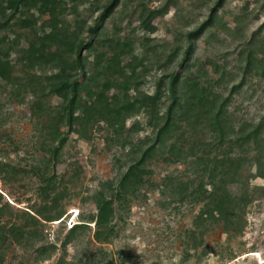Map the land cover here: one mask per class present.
<instances>
[{
  "label": "rangeland",
  "instance_id": "obj_1",
  "mask_svg": "<svg viewBox=\"0 0 264 264\" xmlns=\"http://www.w3.org/2000/svg\"><path fill=\"white\" fill-rule=\"evenodd\" d=\"M62 1L53 16L28 0L6 23L0 0V264H264V0H119L107 18L111 0ZM77 81L97 110L69 128L53 89ZM147 96L175 109L160 143L136 106Z\"/></svg>",
  "mask_w": 264,
  "mask_h": 264
},
{
  "label": "trees",
  "instance_id": "obj_2",
  "mask_svg": "<svg viewBox=\"0 0 264 264\" xmlns=\"http://www.w3.org/2000/svg\"><path fill=\"white\" fill-rule=\"evenodd\" d=\"M27 1L28 0H5L6 2L5 9L13 11V14L8 18V20L4 22L11 23L12 20L15 17H17L22 6L26 5ZM37 2L39 4L40 9L46 10L47 12H49L50 14L54 16L56 14L55 11H57V9L62 6L63 1L62 0H37ZM118 4H119V0H111L104 8V11L102 13L103 18L109 17L111 12L116 8ZM20 19L22 20L20 23L21 26H28L27 19H24L23 17H20ZM209 22L210 20L206 21V23L204 24L205 27L209 25ZM3 26H4V23L1 22L0 20V27H3ZM91 32L95 33V29H91ZM198 34H200V31L197 30L195 33L191 34V36H194V35L198 36ZM64 37L65 35H62V37L57 35V31H56L52 35H49L48 37L46 36V39L51 40L52 43L58 40L59 41V43L57 42L58 46H64V44H66L68 53L76 54L75 61L77 62L78 65L82 64L80 51L78 53L75 52V48H76L75 43L67 42ZM81 49L82 48L80 47V50ZM191 50L192 48L189 47L187 50V55H189ZM46 51L48 54H51L54 59H59L57 51L56 52L52 51L50 46L46 48ZM36 52H39V50H37ZM34 55H37V54H34ZM38 55L40 59H41L40 56H43V54H38ZM256 60H257L256 56L252 53L250 55L249 62L245 68L246 77L249 74L255 72L254 69H256L255 68ZM10 70H11L10 63L1 59L0 57V77L1 79L7 82H10L12 80L10 77V74H11ZM79 86H80L79 82L77 81L75 83H69V84L62 83V85L57 86L55 87V89H53L54 93L60 96L63 100L62 111H61L60 117L62 120L66 121V124L69 126V128H72L73 124L76 123L77 121L83 120L85 122L87 119H89L91 112H94L95 110H97V103H91V101L84 103L83 97L79 91ZM85 90L89 94V96L90 95L94 96V94L92 93V91L89 89L88 86L85 87ZM102 96H104V94ZM99 97H100V94H99ZM175 101H177L176 97H175ZM136 102H137L136 106H139L140 110H144L148 114V117H149L148 123L150 126H152L155 132V135H157L156 142L160 143L162 141V138L165 137V135H167L172 129L173 110H175L173 109L174 106L173 108H169L167 113L165 115H162L163 116L162 117L158 113V110H157L158 109V103H157L158 96H155V97L147 96L146 98H143L141 100L137 99ZM222 107L220 108V115H221ZM118 109L119 108L117 107V101H116L115 106L112 108H109V112H112L115 115V117L120 116L122 114V110L121 109L118 110ZM132 110L133 109H130L129 106L125 107V113H128V112L130 113ZM79 111L81 112V114L80 113L77 114ZM217 126L220 131H223L222 126L220 124H218ZM52 136H53L52 143L50 145L51 150L49 151L51 152L52 158H57V156H59L60 148L63 146L65 142V139L62 137H59L56 131H54ZM156 142L154 143V145L156 144ZM149 154H150V149H148V151L144 154L143 157L146 158ZM177 155H178V160H179L180 154H177ZM131 178L133 179L137 178V172L134 171V167L130 169V172L127 173L123 181L120 182L121 184H120L119 191H121V193L124 192L126 184H128ZM50 186H51L50 181H47L46 183H44V185L42 186L43 192L45 193L46 191H48L50 189ZM121 193H120V196H121ZM120 196L117 194L115 196H111L110 199L102 198L101 200V207H100L99 214L97 216V221H96V225H97L96 238L99 241L107 239L108 238L107 232H110V233L112 232L109 229V223H110L111 217L113 216V202L115 201V198L121 199ZM40 214L44 217V215L41 212H38V215ZM44 218H46V220L47 219L48 220H59L60 219V217L58 219H52L53 217H50V216H46ZM82 226L83 224H75L71 228V233H74L78 228H81Z\"/></svg>",
  "mask_w": 264,
  "mask_h": 264
}]
</instances>
